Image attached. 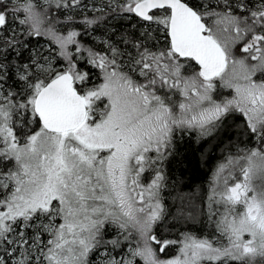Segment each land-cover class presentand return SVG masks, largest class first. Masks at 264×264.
<instances>
[{"label":"snow or ice","instance_id":"obj_1","mask_svg":"<svg viewBox=\"0 0 264 264\" xmlns=\"http://www.w3.org/2000/svg\"><path fill=\"white\" fill-rule=\"evenodd\" d=\"M0 264H264V0H0Z\"/></svg>","mask_w":264,"mask_h":264},{"label":"trees","instance_id":"obj_2","mask_svg":"<svg viewBox=\"0 0 264 264\" xmlns=\"http://www.w3.org/2000/svg\"><path fill=\"white\" fill-rule=\"evenodd\" d=\"M198 147L197 145L193 146ZM211 145H205L204 150L209 151ZM185 155L187 160L181 168H175V174L181 176L184 181L182 190L185 192L198 191L202 187L207 186L211 178V169L216 159L221 155L219 151L212 153V160L209 164H205L201 159L199 151H193L189 149ZM175 195V193H173Z\"/></svg>","mask_w":264,"mask_h":264}]
</instances>
